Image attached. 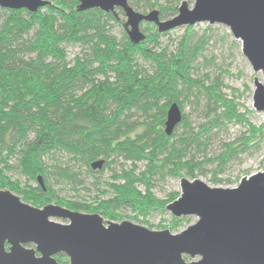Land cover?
<instances>
[{
  "label": "trees",
  "instance_id": "obj_1",
  "mask_svg": "<svg viewBox=\"0 0 264 264\" xmlns=\"http://www.w3.org/2000/svg\"><path fill=\"white\" fill-rule=\"evenodd\" d=\"M49 6L36 14L25 10L0 9V190L20 195L22 201L43 208L50 203L86 214H99L115 222L121 212L146 224L158 212L166 214V200L155 198V179L190 177L200 165L191 151L206 147L207 137L229 123L244 124L250 136L224 145L216 158L228 164L250 150L249 144L262 132L240 112L235 91L232 99L222 93L221 76L210 80L193 78L195 63L211 39L207 26L196 37L194 26L185 28L179 41L162 46L153 24H143L146 41L134 46L123 29L124 15L97 9L78 13V0H46ZM179 0H128L136 12L157 10L161 20L177 15ZM179 4V5H178ZM115 26L120 36L113 34ZM118 37V38H117ZM79 54L69 59V46ZM205 99L204 122L193 131L184 104ZM176 103L181 124L171 136L164 133L166 111ZM181 129V133H176ZM254 146V145H253ZM56 154L83 161L87 175H100L90 165L101 159H123L129 169L114 171L106 188L110 197L87 204L66 201L53 189L54 182L79 186L80 173L71 167L48 165ZM14 159L15 166L9 161ZM18 172L26 184L11 180ZM44 182V191L37 182ZM36 183L33 187L29 183ZM189 218L169 219L170 232L189 223ZM58 264H68L63 255Z\"/></svg>",
  "mask_w": 264,
  "mask_h": 264
},
{
  "label": "water",
  "instance_id": "obj_2",
  "mask_svg": "<svg viewBox=\"0 0 264 264\" xmlns=\"http://www.w3.org/2000/svg\"><path fill=\"white\" fill-rule=\"evenodd\" d=\"M181 1L177 15L161 20L157 10L135 12L128 0H78V13L97 9L124 15L123 29L134 46L145 42L143 24L159 34L202 23L227 28L254 74L252 108L264 112V0ZM46 0H0V9L36 14ZM164 133L171 136L181 124L176 103L166 111ZM264 124V119H263ZM103 160L90 169L100 171ZM37 182L44 191L41 177ZM177 199L165 207L173 219L195 222L179 233L153 231L128 221L110 222L49 204L43 208L23 203L0 190V264H264V172L244 176L232 188H213L199 179L181 178ZM53 220L61 222L56 223ZM188 260V261H187Z\"/></svg>",
  "mask_w": 264,
  "mask_h": 264
},
{
  "label": "rangeland",
  "instance_id": "obj_3",
  "mask_svg": "<svg viewBox=\"0 0 264 264\" xmlns=\"http://www.w3.org/2000/svg\"><path fill=\"white\" fill-rule=\"evenodd\" d=\"M181 1L188 2L189 8L192 7L191 1L179 0L178 2L181 3ZM122 20L124 23L125 18ZM207 26L208 25L205 23L194 26V34H196V37L202 36L203 30ZM211 28V39L201 54V57L197 59L192 77L196 79H204L205 75H208L210 80H213L217 75L221 76L222 93L226 96V98L232 99V92L235 91L234 97L236 98V102L239 104L240 112H248L245 118L248 120L249 124L251 123L256 129L263 126L261 134L257 136L255 141H252L249 144L251 149L231 160L228 164L222 165L220 164V161L218 162L216 160V158L224 151V145L235 142L240 138L246 139L250 136L249 130L244 124L229 123L218 130H214L207 137L208 142L206 147L201 148L199 151H191L190 154L192 155L194 162L200 165V169L194 172V176H196L195 179H199L207 186L213 188H232L237 186L242 177L253 175V173L257 172H264V112L257 113L252 108V93L254 90V86L252 85L253 79L257 78L258 81H262L263 76L260 73H253L250 64H247L243 54L240 52V43L234 42L227 28L218 25H213ZM183 31L184 28L170 31L168 36L160 38L161 45L174 48L173 45L179 41ZM113 34L119 37L121 34V28L115 26ZM66 51L69 54V59H72L74 55L81 52L80 48L74 45L67 47ZM204 108L205 99L203 98H200L196 104H191L189 102L184 104V114L188 115L189 122L191 123L195 133L198 130V125L204 122ZM181 132V129L176 131V133ZM110 162L111 163L108 168H105L104 165L102 166L100 170L102 173L100 175L97 174L88 176L85 162H76L68 155L56 154L53 159H48V165L68 166L73 168L74 171L80 173L77 179L82 181V184L79 186H73L71 183H56L54 180L50 183H52V187L56 193H58V195L66 201L70 200L78 203L82 202L90 204L101 199H108L110 194L107 191L106 183L110 181L112 173L114 171H120L122 168L129 169V164L124 162L122 158H113L110 159ZM9 164L11 166H15L16 162L12 158L9 161ZM7 176L11 178L12 182L18 181L21 183L22 187L26 184L25 178L23 179L19 173L14 170L13 172H9ZM183 178L190 181L194 180L188 176ZM179 182L180 178L174 179L168 176H166L165 179H155L153 187L154 197L166 200L168 195L177 192L179 193ZM29 185L35 187L37 184L30 182ZM17 196L21 199V201L23 200L20 195ZM121 214L123 217L121 222L128 221L133 224L141 225L145 228L147 227L153 231L164 230L159 227L167 226L170 222L169 219L171 218L168 211L165 215L156 212L146 218V224H141L133 221L134 215L131 212L124 211L121 212ZM188 220H190L189 223L179 229V232L195 222V220L191 217H189ZM52 221L56 223L61 222L53 219ZM179 232L172 233L177 234Z\"/></svg>",
  "mask_w": 264,
  "mask_h": 264
},
{
  "label": "flooded vegetation",
  "instance_id": "obj_4",
  "mask_svg": "<svg viewBox=\"0 0 264 264\" xmlns=\"http://www.w3.org/2000/svg\"><path fill=\"white\" fill-rule=\"evenodd\" d=\"M98 172H100V171H98ZM39 184V183H38ZM43 184H44V182H43Z\"/></svg>",
  "mask_w": 264,
  "mask_h": 264
}]
</instances>
